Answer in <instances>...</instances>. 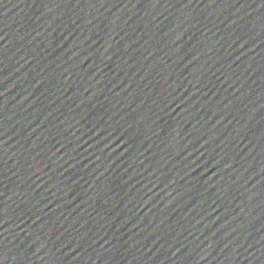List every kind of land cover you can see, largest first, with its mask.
I'll return each instance as SVG.
<instances>
[{
	"label": "water",
	"instance_id": "obj_1",
	"mask_svg": "<svg viewBox=\"0 0 264 264\" xmlns=\"http://www.w3.org/2000/svg\"><path fill=\"white\" fill-rule=\"evenodd\" d=\"M0 264H264V0H0Z\"/></svg>",
	"mask_w": 264,
	"mask_h": 264
}]
</instances>
